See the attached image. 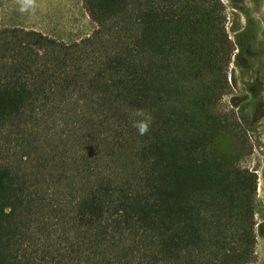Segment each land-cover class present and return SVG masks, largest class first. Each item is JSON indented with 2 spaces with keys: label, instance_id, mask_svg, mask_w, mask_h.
Instances as JSON below:
<instances>
[{
  "label": "trees",
  "instance_id": "16d2710c",
  "mask_svg": "<svg viewBox=\"0 0 264 264\" xmlns=\"http://www.w3.org/2000/svg\"><path fill=\"white\" fill-rule=\"evenodd\" d=\"M82 6L73 40L0 17V264H252L258 176L220 145L224 2Z\"/></svg>",
  "mask_w": 264,
  "mask_h": 264
},
{
  "label": "rangeland",
  "instance_id": "374dc122",
  "mask_svg": "<svg viewBox=\"0 0 264 264\" xmlns=\"http://www.w3.org/2000/svg\"><path fill=\"white\" fill-rule=\"evenodd\" d=\"M226 6V31L235 45L227 69L229 87L218 111L228 117L223 148L242 150L239 165L258 176L255 200L256 258L264 264V0H222ZM1 22L43 31L73 40L92 30L82 0H36L34 10L20 11L19 0H0Z\"/></svg>",
  "mask_w": 264,
  "mask_h": 264
},
{
  "label": "clouds",
  "instance_id": "9594fccd",
  "mask_svg": "<svg viewBox=\"0 0 264 264\" xmlns=\"http://www.w3.org/2000/svg\"><path fill=\"white\" fill-rule=\"evenodd\" d=\"M20 11L27 12L30 10H34L36 7V0H19ZM135 117L139 119H135L133 122V127H135L140 135H146L150 129V125L152 122V115L144 110H137L134 113Z\"/></svg>",
  "mask_w": 264,
  "mask_h": 264
}]
</instances>
